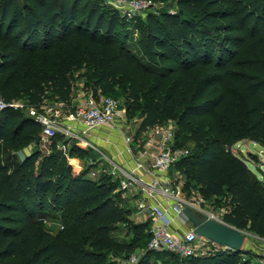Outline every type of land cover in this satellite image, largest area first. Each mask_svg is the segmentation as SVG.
Wrapping results in <instances>:
<instances>
[{
    "label": "trees",
    "instance_id": "1",
    "mask_svg": "<svg viewBox=\"0 0 264 264\" xmlns=\"http://www.w3.org/2000/svg\"><path fill=\"white\" fill-rule=\"evenodd\" d=\"M91 1L0 0V96L39 108L49 92L70 104L82 79L97 97L137 99L138 73L145 72L154 99L143 105L138 132L169 120L183 126L182 139L197 148L175 170L204 198L227 199L225 222L264 238V179L229 149L240 140L264 146V0H179V12L150 15L146 52L175 63L157 68L140 62L126 44L137 21L108 17ZM129 76L131 94L120 84ZM205 115L209 126L197 123ZM229 125L235 130L226 131ZM42 134L43 126L21 110L0 112V264H123L137 250L144 254L136 264H264L242 260L251 252L244 246L187 257L151 250V219L135 222L133 240L124 242L115 231L133 207L124 212L114 202L125 192L119 179L89 176L93 165L75 174L59 144L87 160L88 148L57 132L49 153L38 150L15 162L11 152L32 140L42 143ZM181 137L175 142L184 146ZM52 199L62 210L57 232L36 216Z\"/></svg>",
    "mask_w": 264,
    "mask_h": 264
},
{
    "label": "built area",
    "instance_id": "2",
    "mask_svg": "<svg viewBox=\"0 0 264 264\" xmlns=\"http://www.w3.org/2000/svg\"><path fill=\"white\" fill-rule=\"evenodd\" d=\"M127 2L131 10H145L153 5L152 0H119ZM8 107L23 108L24 103L15 100L7 103L0 96V112ZM36 108V107H35ZM121 100L112 96L101 95L97 97L93 93L70 105L64 102L44 103L35 109V119L43 126L42 139H50L57 132L63 133L67 138L75 140L80 146H91L87 134L96 128L110 127L117 130L126 144L125 150L131 154L136 163L134 169H126L120 163L103 154L111 163L110 174L119 179V188L137 196L139 210H146L151 219L152 236L149 241V249L154 251L169 250L183 257L193 255H205L210 247L205 250L206 240L213 245H220L205 237H201L195 231L194 226L187 230L176 228L178 224L192 223L184 212V207L190 205L200 211L206 212L210 217L220 219L214 213L203 208L200 200H189L182 195V190L175 179L178 172L175 170L177 162L190 152L189 148L179 146L175 142V136L171 129L163 125H157L149 130V136L143 149L136 151L135 136L127 134L118 122L122 115ZM68 159L73 161V156L68 152V145L59 144ZM90 163L95 167L96 158H90ZM83 167V164H78ZM142 169L150 178L146 179L137 170ZM101 168L92 171L97 176ZM222 220V219H221ZM136 255L132 256L129 264L137 263Z\"/></svg>",
    "mask_w": 264,
    "mask_h": 264
},
{
    "label": "rangeland",
    "instance_id": "3",
    "mask_svg": "<svg viewBox=\"0 0 264 264\" xmlns=\"http://www.w3.org/2000/svg\"><path fill=\"white\" fill-rule=\"evenodd\" d=\"M92 0L91 2H93ZM179 0H169L168 2H154L153 5L146 8L145 10H131L130 6L127 2L121 3L119 0H96V2L99 3L101 8H103L107 16H115L119 20L123 21H129V20H135L137 21V26L131 28L127 33V46L135 52V54L138 56L140 62L147 64L152 67H159L162 65L165 66H175V63L172 61H166L165 63H160L158 59L155 56L149 55L146 52V32H147V20L150 15L156 16L161 12H171V13H177L180 11ZM177 76V75H176ZM134 78L132 76H129L126 80H123L120 82L121 85H124L127 88L128 94H131V90H133V83ZM137 84L138 88L135 90V94L137 95V99L134 96H124L121 98V106H122V115L120 117V120L118 122V126L121 127L127 134H132L135 136V150H141L144 148V145L148 139L149 136V130H146L143 133H139V127L142 123V111H143V105L154 99L152 93H151V84L152 79L149 78L147 74L143 71H139L138 78H137ZM84 84V80L79 79L75 85L74 88V94L72 97V100L70 102V105L78 103L81 98H85L88 95L91 94L92 90H86ZM49 95L47 98L49 100V103H55L56 100L53 98V95L51 93H47ZM19 101L24 103L23 108H18V110H21L23 114L28 115L30 117H35V106L32 103H29L27 100L19 99ZM197 123H205L207 126L210 125V118L208 116H200L197 119ZM163 126L168 127L171 129L174 133V136L176 138V134L179 135V137H183L186 133L183 128V126L179 125L177 121L175 120H169L168 122L162 124ZM235 130L234 125H229L227 127L228 132H231ZM180 138V140L184 141ZM51 139H42V143L37 144L34 140H32L29 144L21 147L20 149H17L15 151H12L11 154L14 156L13 159L15 162L21 161L25 159L26 156H30L33 153L37 152L38 150L41 152L42 156L44 154H47L51 151L52 146ZM184 147H187L191 150V153H193L197 146L194 142L191 141H184ZM85 147V145H82ZM85 148H88L90 150L89 158H94L97 153L95 149L91 146H86ZM229 149L232 150L235 154H238L242 156L243 158L247 159L248 165L256 172V174L264 179V146H262L260 143L251 141V140H240L233 142ZM42 156L37 159V164L42 159ZM83 158V157H82ZM84 159V158H83ZM105 162L104 164H101V168H103L97 176L92 175V168L89 173V176H93L94 178L100 177L102 174H110V168L111 163L102 158ZM66 163H70L73 166V172L75 174L80 173L85 168L92 166L90 161H87L85 164H83V167H77L72 161H67L65 159ZM105 167V168H104ZM68 179H65L67 182ZM175 183L178 184L182 190V195L189 199V200H195L198 199L201 202V205L203 208L207 209L208 211L214 213L216 216H218L220 219L223 220V214L226 212L228 206H227V199L226 198H218V199H206L204 198V195L200 191V189L194 185L190 184L188 182V179L183 171L178 172V177L175 179ZM54 198V197H53ZM114 202L118 205V208L124 211L126 207L131 206L133 207V210H131L130 214L126 216V221H122L118 223L117 229L115 231V234L123 240L124 242H131L134 238V232L132 230L133 224L135 222H140V220H144L141 216L139 217L138 214H136L137 207L134 205V203L131 201V197L127 193L121 194V196H118ZM125 212V211H124ZM122 212V214L124 213ZM125 214V213H124ZM61 215L62 210L57 206V201L51 200L46 206L40 205L37 213V218L40 220V222L43 223L44 228L46 230H50L53 232H57L59 229L63 227V223L61 221ZM125 216V215H124ZM150 218L147 217L144 221L149 220ZM191 224V223H190ZM247 231V241L244 244V248L246 250L251 251L250 253H243L241 254L242 260H249L253 259L260 260L264 262V255H262L263 250L259 248H264V240L258 238L259 236L255 233ZM204 242V243H203ZM201 243L204 244L205 250L208 249V247L212 246L208 253H213L217 250L226 249L227 247L223 245H213L208 241L202 240ZM207 253V254H208ZM143 252L140 250H137L135 253H133L131 256L127 258H123L122 263L123 264H129L132 256L136 255L137 260H141L143 257ZM259 257V258H258ZM153 260V257H152ZM137 261V262H138ZM173 264H178L176 261H173ZM187 264V263H186Z\"/></svg>",
    "mask_w": 264,
    "mask_h": 264
},
{
    "label": "crops",
    "instance_id": "4",
    "mask_svg": "<svg viewBox=\"0 0 264 264\" xmlns=\"http://www.w3.org/2000/svg\"><path fill=\"white\" fill-rule=\"evenodd\" d=\"M82 99H84V98H81V100ZM87 135H88L91 143H93L96 147H98V149H95L97 155L94 157V158H96L97 163H96L95 167L94 166L92 167V170L101 168V164L105 163L102 158H104L105 160H107L109 162V160L103 154H106L108 157L113 158V160L120 163L126 169H134L136 167V163L132 159L131 154H129L125 150L126 144L123 140L122 135L117 130H113L110 127H100V128H96L95 130H93L91 133H89ZM81 147H84V146H81ZM136 151H138V150H136ZM73 161L72 162L75 165H77V167H78V164H85L87 161H90V158L87 160V159H83L82 157H75L74 156ZM101 169H103V168H101ZM136 170L141 175H143L144 178H146V179L150 178V176L145 174L141 168L140 169L136 168ZM125 193H127L131 197V201L137 207L136 214H138L140 218L142 216V218L144 220L147 217H149V214L146 210H139L138 205H137V196L130 194L128 192H125ZM144 220H140V222L144 221ZM192 226H193V224L192 223L190 224V222H188V223H184V224H178V226H175V227L177 229L180 228L181 230H187ZM258 238L264 240L263 237L259 236ZM246 241H247V238L245 240V243H246ZM259 249L263 250L262 255H264V248H259Z\"/></svg>",
    "mask_w": 264,
    "mask_h": 264
},
{
    "label": "water",
    "instance_id": "5",
    "mask_svg": "<svg viewBox=\"0 0 264 264\" xmlns=\"http://www.w3.org/2000/svg\"><path fill=\"white\" fill-rule=\"evenodd\" d=\"M41 138L42 136L39 135L37 142ZM184 212L192 222L199 236L233 250H242L247 238V231L239 229L224 220L212 218L206 212L200 211L190 205L184 207Z\"/></svg>",
    "mask_w": 264,
    "mask_h": 264
}]
</instances>
